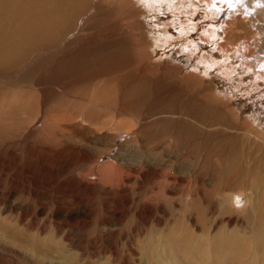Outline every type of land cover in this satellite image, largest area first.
<instances>
[{
	"label": "rangeland",
	"instance_id": "rangeland-1",
	"mask_svg": "<svg viewBox=\"0 0 264 264\" xmlns=\"http://www.w3.org/2000/svg\"><path fill=\"white\" fill-rule=\"evenodd\" d=\"M7 1L13 4L20 0H0V156L6 155L7 149L9 153L0 167L5 165L17 173L13 177L8 176L7 172L4 175L0 174V230L9 235L6 240L0 241V263L260 264L261 262L264 264V180L260 178L259 183L263 182V186L256 196L255 190H250L246 183L251 180L244 178L255 179V177L252 173L246 176L240 161L241 154L238 155L239 157L235 155L243 150L242 146L255 151L261 147L258 158L261 159L260 166H262L264 165V145L260 146V142L253 134L250 136L243 131H238L236 127L230 130L233 136L229 139L225 136L200 133L198 136L201 137V141L193 139L192 146L190 145L182 153L183 165L180 164V168L186 171L175 174V176L194 178L195 174L190 171L195 166L194 169L200 171L197 192L194 191L192 197L188 198L180 189L171 187L177 196H167L168 200H160L156 203L153 201L150 208L143 204L142 209L140 206L141 210L138 209L137 212L130 210L127 214H123L122 212H126L124 202L126 190L117 188L111 190L109 186L107 187L98 176L99 169L105 163L113 161L122 169L127 167L142 169L139 180L141 185L144 183V188L140 190L139 184L132 194L127 192L128 199L132 200L129 207L138 206L140 197L152 195L154 191H157L150 184V176L154 173L150 140L147 139L143 143L140 141L137 146H130L129 151L123 153L122 145L129 137H121L116 147L110 150L101 144L96 145L93 141L83 142L80 138L81 134L72 132L70 125L84 124L80 117L93 122H96L98 118L112 120L117 112V105L123 97L122 88L129 84V79L131 82L123 90V94L126 103L138 106H132L134 115H139L141 112L150 113V107H153V104L173 101V97L158 84L150 87V83L141 84L140 82L141 85L131 89L135 75L130 74V68L125 66V60L130 58L128 47L118 39L106 36L107 30L117 27V16L116 18L114 15L108 16L103 9H97V5H92L89 11H83L81 14L79 12L77 16V11L85 5L82 0H73L71 16H67L65 11L59 14L53 11L52 0H26L30 1L26 9H22V5L17 7L14 3L17 12ZM253 1L255 0L250 2ZM246 2V0H238L233 12L240 13L238 9L244 8ZM148 3L149 0H133L129 10H133L137 15L131 16L128 20L135 21L133 25L136 24L135 27L143 35L145 42L150 41L148 24L153 23L150 17L154 16H150ZM258 3L260 2H255L252 9L247 6L248 9L244 8L245 11H241L245 14L246 20L254 22L252 31L256 36L250 40V44L255 47L257 42L259 46L264 44V19L260 17L264 6L257 11ZM33 8L39 10L37 14H47L46 21L38 15L39 28L28 12ZM166 8L167 6L164 5L163 9ZM158 15L161 14L158 13ZM21 24L24 32L19 36L11 35ZM155 27L158 28V26ZM60 29L63 34H59ZM93 36L98 39H92ZM12 38H17L15 41L20 42L21 45L5 44ZM32 38L35 42V51L33 50L32 57L28 59L30 62H21V59L26 60V54L29 53L30 48H33L34 43L30 41ZM181 38L183 37L175 40L174 47H180L184 43L180 41ZM185 44L187 45V42ZM77 45H79V51H74L70 47ZM62 49L67 52L65 53ZM172 49L173 52L175 48ZM263 49L264 47L256 49L260 58L255 55L252 59L255 67L264 60ZM182 50L188 51L186 48ZM172 52L168 48H160L157 50L155 60L169 62V59H172ZM195 58L196 55L191 57L190 65L196 64ZM263 64L264 62H261V65ZM186 70L181 71V74L187 73ZM210 83L214 85L216 80L212 78ZM251 100L244 105L248 104L251 107L254 99ZM195 110L197 112L198 108L195 107ZM87 111L92 117L86 115ZM53 117L60 120L54 128V124L49 122ZM230 117L229 123L236 126L235 118L232 115ZM133 118L132 115L118 117L120 121L128 123ZM20 120L22 123H19ZM46 121L49 122L47 125L44 123ZM111 122H109L110 125ZM106 124L109 126L108 122L104 123L105 129L104 127L97 129L99 133L103 129L114 133L115 126L111 125L107 128ZM179 125L181 124L174 125L173 129L177 132L189 130V127L182 125L179 127ZM253 126L257 130L261 129L257 125ZM126 130L121 131L122 134ZM131 130L130 128L127 132ZM24 131L29 134H25ZM155 131L149 126L141 136L148 138L153 136ZM30 133L32 135L29 137ZM218 137L224 140H219L221 138ZM10 143L14 146L12 144L8 147ZM32 144L36 146L35 148L42 149V152L46 153L43 156L49 160L43 161L41 155L39 159H42L40 160L42 164L37 163V159L36 161L26 159L27 161H22L17 167L15 161H12L14 158L12 159L11 152L15 149L29 150V145L32 146ZM79 152L81 155L93 157L89 165L87 163L83 166H72L73 161L79 157ZM20 153L18 158L21 159ZM118 153L123 156H117ZM132 154L133 156L137 154V157H133ZM127 157L134 158L136 161L128 162ZM174 163L166 162L162 166L170 172L166 165L170 166ZM35 164L38 167H34ZM187 164L191 167L188 168ZM91 166L93 169L90 170ZM50 168L62 175L52 179L55 172L48 174ZM31 181L34 183L30 192L17 190V185L23 184L28 186L23 190L29 191ZM51 182L58 184L52 186ZM151 182L155 183L153 180ZM227 182L231 187L237 185L236 189L246 195L252 193L254 196L252 204L246 207L245 202L239 207L230 204L223 206L222 190L225 189ZM174 198L178 199L177 206L170 202ZM166 201H168L167 204H165ZM157 206L164 214H150L149 220H140L137 215L135 216L136 213L141 212L144 216L149 212L157 213Z\"/></svg>",
	"mask_w": 264,
	"mask_h": 264
},
{
	"label": "bare ground",
	"instance_id": "bare-ground-1",
	"mask_svg": "<svg viewBox=\"0 0 264 264\" xmlns=\"http://www.w3.org/2000/svg\"><path fill=\"white\" fill-rule=\"evenodd\" d=\"M52 1L54 5L52 9L53 11L57 12V14H59L62 11H65V13H67V16H71V14H73L71 13V11H73V7H72V3L74 2L73 0H52ZM246 1L247 2L245 4L243 3L244 8H247L248 6L250 9H252L254 7L252 5H254L255 2H260L256 7L257 11H260L261 8L264 6V0H255L253 2H250L251 0H246ZM17 2H14L16 3L17 7L22 5V9H26L30 1L28 2L26 0H20ZM82 2L85 5H83V7H81L79 10L76 9L78 10L76 13L77 16L79 12H80L79 14H81L83 11L86 10L89 11L90 7L92 8L94 5H97L96 8L101 10L103 9L104 11H106L108 16L114 15L115 18L116 16L118 17L117 27L110 28V31L107 30L106 36L113 39L116 38L128 47V50L130 52V58L128 60H125V66L130 68V74L135 75L132 79L133 85L131 86L132 87L131 89L133 90L134 88L138 87L140 82L141 84H143L144 82L150 83V87H152L155 84H158L159 86L164 88L165 91L169 92L170 95L173 97V101L164 102L163 104L155 103L153 104L154 106L151 105L153 107H150V113L141 112L139 113V115H134L132 106H136V107L138 106L129 104V102L126 103L123 94L124 92L123 90L126 89V87L131 82V79H129L130 80L129 84L125 85V87L122 88L123 97L119 102V104L117 103L118 109L117 110L115 109L117 112L112 117V120H105L102 118L101 120H99L100 118H98L96 122H93L90 119H86L85 117H80L81 121H83L84 124L70 125L71 127L70 129L73 130V131L71 130L72 132L81 134L80 138L83 142L93 141V143H96V145L101 144V146L110 148V150L111 148L114 149V147H116L117 142L120 140L121 137L123 136L129 137L123 143L122 148L120 147L123 153H125L124 151H129L130 146L132 147L137 146L140 143V141L141 143H143V141L146 142L147 139L150 140V148L153 151V154L151 156V162L153 164L152 166L154 167V173L150 176V184L153 186L152 188L157 191L156 192L154 191L152 195L147 194L145 197H140L139 200L140 203L138 206L131 208L129 207V204L132 202V200L128 199L127 192L132 194V191L135 190L136 187L140 184L139 176H141L142 174L141 172H143L142 169L138 170V168L134 169L132 167H127L126 169H122L118 167L116 164H114L113 163L114 161L105 163L102 166V168L99 169L98 176L101 181L105 182V185H107V187L109 186L111 190L114 188H117L122 191L126 190L124 192L126 194V200H124L126 204V212L125 213L122 212L123 214H127L130 210L136 211L140 209V206L142 209L143 204L147 205L150 208L152 207L150 205L153 203V201H155L156 203L157 201L160 200H168L167 196L169 197L177 196V193L174 190H171L172 189L171 187L180 189L182 194H184V196L188 198L192 197L193 192L197 190V186L199 184L198 180L200 181L199 179L200 171L194 169L195 166L191 168L190 172L195 174L194 178L192 177L193 179L185 178L181 175L175 176V174L176 173L180 174L183 171H186V169L180 168V164L183 165V162L181 163V160L183 159L182 153L191 144H193V139L196 140L198 139V141H201L200 139L201 137L198 136L200 135V133H208L209 135H218L222 137L225 136L227 139H229L231 136H233V134L230 133V130H233V128L236 127L238 131H243L244 133L250 136L251 134H253L255 139L260 142V146L264 145V133L262 132V130L264 129V64L261 65V62H264V60L260 61L259 62L260 64H257L256 67L254 66L255 62L252 61V59L255 58L254 57L255 55L258 56V58H260L256 49L257 47H264V44L263 46H259L257 42L256 47L253 44H250V40H252V38L256 36V34H254V32L252 31V26L254 22L249 19L246 20L245 14L241 12L242 10H244V8H241V10L238 9L240 11V13L238 12V14H236L235 11L233 12L234 6L238 2V0H149L147 6L150 8V16L154 15L150 17V20L151 21L153 20V23L148 24L150 27L149 33L151 35L149 42L147 41L145 42L143 35L140 32H138V28L135 27L136 24L133 25L135 21L134 22L128 21L131 16L137 15L136 13L133 12V10H129V8H131L132 6L131 4L133 3V0H82ZM7 3L9 2L7 1ZM13 4L10 5L15 10L14 8L15 5ZM164 5L167 6L166 9H163ZM229 6L231 7L229 8ZM4 9H6V7ZM15 11L17 12V10ZM37 11H39L37 8H33V10L28 11L31 19L33 20V22L36 23V25L37 22L40 20L39 16L45 21L47 19V14L46 15L42 13L37 14ZM158 13H160L161 15L159 16ZM186 15H188L191 19L188 18ZM263 15H264V11L262 14H260V17L262 19H264ZM115 18L112 17V19ZM32 25L35 26V24ZM25 26L27 25L25 24ZM155 26H158V28H156ZM21 27H23L22 24L15 31H13L11 35L12 34L17 36L21 35L24 32L22 31ZM62 29L64 31V27ZM59 31H60L59 34H63L61 29ZM190 31H192L191 34ZM177 32L180 34L178 35ZM260 35H261V31H260ZM36 37L38 36L36 35ZM78 37H80V35ZM180 37H183L181 38L180 41L184 43L181 44L180 47H174L176 46L175 40H177V38ZM91 38L95 40L96 38L98 39V37L96 36L95 37L93 36ZM16 39L17 38H12L11 40H7L5 44L16 43L17 45L18 43L19 45L20 42L15 41ZM30 41L34 43V45L32 46L33 48L32 49L30 48L29 49L30 51L27 49L29 51V53L26 54L27 57L24 55L26 57V60L21 59V62L24 63L28 62L29 61L28 59L32 57L31 53L33 52V50L35 51L34 39L32 38ZM185 42H187V45L185 44ZM43 46H45V44ZM70 47L74 51H79V45L70 46ZM160 48H168L171 50V52L173 50L172 48H175V50L172 52L171 55L172 59H169V62L155 60L156 59L155 57L157 56V50ZM185 48L188 50L187 52L182 50ZM66 52L67 51H65V53ZM195 55H196L195 58L196 64L193 66L189 64V61H191V57H194ZM187 68L190 71L186 70ZM256 69L259 70L256 71ZM183 70L187 71V73H185L184 75L181 74V71ZM212 78L216 80V83L214 85L210 83V79ZM58 84L61 85V83ZM102 93L103 92H101V94ZM251 99H254V102H252L253 104L251 105V107H249L248 104L247 106H245L244 103L245 104L248 103ZM103 100L105 101V99ZM102 104H104V102H102ZM195 107L198 108L197 112L195 110ZM229 113L232 115L233 118H235L234 120H236L235 121L236 126L235 125L232 126L230 124L231 122L229 123V120L231 118L230 117L231 115ZM222 114L223 116H221ZM86 115H88V117H92L89 111L86 112ZM126 115H132V117H134L133 120L128 123V122H124L123 120L120 121L118 119V117H123ZM226 115H228V119H226L227 118ZM114 120L115 122H113ZM110 121H112L111 125L115 126L113 130L114 133H110L108 132V130H104L105 129L104 123L108 122L109 126L106 124L107 128L111 127L109 123ZM20 122L22 123V120H20L19 123ZM49 122L51 124H54L53 125L54 128L56 125H58L60 120L59 118L53 117L51 118V120H49ZM49 122L46 121L44 123L47 125ZM177 124H181L183 127H189L188 128L189 130H179L177 132L176 129H173L174 125ZM181 125H179V127H181ZM253 125H257V127L261 129L257 130ZM149 126L151 130L153 129L156 130L155 134L154 135L152 134L153 136H150L148 138L141 136L142 133L149 128ZM100 127L102 128L104 127V129L103 131L101 130V132L99 133L97 129H99ZM65 128L67 127L65 126ZM127 128L128 130H130V128L132 130L127 132L128 131L126 130ZM125 130L126 132L122 134L121 131H125ZM24 132L25 134L28 133L27 131ZM31 135L32 134L30 133L29 137ZM10 136L13 137V135ZM222 137H218L221 138L219 140L223 141L224 139H222ZM202 138L205 139L204 137ZM207 138H209V136H207ZM78 142L81 143L79 140ZM4 143H6V141ZM247 143L249 144L250 142L247 141ZM12 144L13 143H10L8 147H10ZM17 144L18 143L16 142V145ZM25 144H27V142ZM33 144L32 146H30L31 144L29 145L30 147L29 150L24 149L22 151H17L15 149L13 152H11L12 159L14 158L12 161H15L17 167L19 166V164H21L22 161L23 162L27 161L26 159L28 160L35 159V161L37 159V163L42 164L40 162V160L42 159L39 158H41V155L43 156L46 153L42 152L43 150L40 148L38 149L35 148L36 146ZM81 145L83 146V144ZM26 147L28 146L26 145ZM242 147L243 150H241L238 153H235V155L238 156L239 154H241L240 161H242V165L246 171V176L252 173L253 176L255 177V179H250L249 177H244V178L251 180L246 183L248 184L250 190L252 189L255 190L257 196V194L260 192L259 190H261L263 186V182H261L260 184L259 180L260 178L264 180V165L260 166L261 159L258 158V155L261 154L260 151L261 147L257 151L246 149L244 148V146ZM160 148L162 150H159ZM7 152L8 149L5 151L6 155L0 156V166L5 162L6 159L5 157H7V154H9ZM19 152H21L20 154H22L21 159L18 158ZM116 155L123 156L120 153ZM133 155L134 154H132V156ZM135 155L136 156L133 157L136 158L137 154ZM206 157L208 156L206 155ZM92 158L93 157L81 155V152H79V157L73 161L72 166L75 167L83 166L86 165L87 163L89 165V161ZM127 158H128V162L136 161V159L134 160V158H129V157ZM46 159L47 158L43 156V161L46 162ZM166 162L167 163L175 162L174 165H170V166H168V164L166 165L167 168L170 170V172L162 166L163 164H166ZM187 166L188 168L191 167V165L188 164ZM34 167H38V166H36L35 164ZM91 169H93L92 166L90 167V170ZM6 172L8 176L11 177H13L17 173V172H13L10 168L6 167L5 165L0 167V174L4 175ZM51 172H55L54 175H52L53 176L52 179L55 177L58 178L57 176L62 175L58 173V171L53 170L52 168L48 170V174H51ZM67 175L68 174H66V176ZM151 180L155 181V183H152ZM32 183L34 182L31 181L29 191L23 190L28 187L23 184L17 185L18 187L17 190L19 192H30L32 190L31 189ZM56 184L58 183L57 182L50 183V185L52 186ZM236 186L237 185L231 187L230 184L227 182L225 189L222 190L223 206H225L226 204H230L231 206L236 205L237 207H239L241 206V204L243 205L244 202H245V207L249 204L251 205L253 202L252 200L254 198L252 193L246 195L244 192L238 191L236 189ZM139 188L140 190H142L144 188V183H142V185L139 186ZM173 192H175V194H173ZM177 201L178 199L175 198L170 200V202L173 205H176ZM167 202L168 201H166L165 204H167ZM159 204L160 203H158V205ZM252 208L254 207L252 206ZM156 209H157V213L149 212V214L145 215L146 217L143 215L142 212L141 213L139 212L140 214L136 213L135 216L137 215L140 220H149L150 214H164L162 211H160L159 206H157ZM142 217H144V219H142ZM8 236L9 235L6 232L0 230V241L6 240Z\"/></svg>",
	"mask_w": 264,
	"mask_h": 264
}]
</instances>
